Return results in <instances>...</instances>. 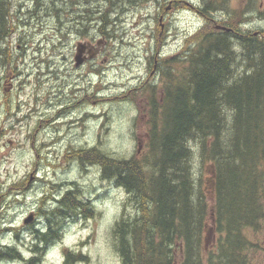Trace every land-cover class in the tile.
<instances>
[{
    "label": "rangeland",
    "instance_id": "rangeland-1",
    "mask_svg": "<svg viewBox=\"0 0 264 264\" xmlns=\"http://www.w3.org/2000/svg\"><path fill=\"white\" fill-rule=\"evenodd\" d=\"M79 1L9 0L11 34L3 45L10 56L4 63L0 56V247L26 257L35 245L46 247L44 264H67L69 252L76 255L69 264H120L114 226L124 215L136 216V201L75 150L96 146L116 158L142 157L145 85L160 81V63L188 37L215 25L192 8L202 0ZM248 5L243 29L264 30V0H229L228 8L239 13ZM103 25L106 33L99 31ZM104 34L100 55L75 65L78 40L91 35L96 42ZM194 167L209 188V164L196 154ZM69 190L92 211L62 214L57 239L45 244L36 228L48 227L51 210ZM247 233L254 264H264V218ZM11 262L21 264L0 256L1 264Z\"/></svg>",
    "mask_w": 264,
    "mask_h": 264
},
{
    "label": "trees",
    "instance_id": "trees-1",
    "mask_svg": "<svg viewBox=\"0 0 264 264\" xmlns=\"http://www.w3.org/2000/svg\"><path fill=\"white\" fill-rule=\"evenodd\" d=\"M228 3L202 0L198 13L228 29L193 33L178 54L162 60L160 81L145 85L142 157L116 158L96 146L75 150L136 201V216L124 215L114 226L120 264H254L247 230L264 218V30H244L252 6L235 13ZM8 4L0 0L1 63L10 56L3 45L11 34ZM196 154L210 166L209 188L196 175ZM73 192L58 200L46 229L36 228L45 244L57 239L62 214L92 211ZM17 252L0 247L1 257L13 260Z\"/></svg>",
    "mask_w": 264,
    "mask_h": 264
},
{
    "label": "flooded vegetation",
    "instance_id": "flooded-vegetation-1",
    "mask_svg": "<svg viewBox=\"0 0 264 264\" xmlns=\"http://www.w3.org/2000/svg\"><path fill=\"white\" fill-rule=\"evenodd\" d=\"M172 1H181V0H170V2H172ZM185 3H186V0H183ZM182 2V1H181ZM76 3H79V4H82V2L81 1H79V2H76V0H73V3H72V5L73 4H76ZM196 4V5H195ZM201 5V3L199 4V5H197V2L196 3H192L191 2V6H192V8L193 9H195L197 12H198V6H200ZM171 6L169 5L168 7H167V9L168 8H170ZM250 10V8L248 9V11ZM225 13H226V11L224 10V9H222L220 12H219V14H222V15H225ZM164 16V14H161V16ZM217 15V14H216ZM218 16V15H217ZM216 19H214V21H215ZM103 28L105 27L104 25L102 26ZM100 31V30H99ZM87 31H85V33H86ZM101 32V31H100ZM84 37H85V39L82 41V40H78V43H81V44H83L84 46H85V50H84V53L82 54V57H85V60L86 59H96L99 55H100V53H101V51H102V47H103V45H102V42L103 41H106L108 38H107V36H106V34H104V35H102L101 37V39H99V40H97L96 42H94V40L96 39V36H91V35H88V36H85L84 35ZM104 39V40H103ZM77 43V44H78ZM91 56V57H90ZM85 63V62H84ZM76 65V64H75ZM157 65H158V62L156 61L155 62V65H154V68H153V73H154V69L157 67ZM152 73V74H153ZM145 136V135H144ZM145 138H146V136H145ZM135 139L139 142L140 140H139V138H138V135H136L135 136ZM146 141H147V138H146ZM145 141V142H146ZM140 143V142H139ZM43 254H44V252H42V251H30V255H31V257H26L25 255H23V254H21L19 251L17 252V254H16V256L14 257V261H17V262H20L21 264H44L43 263V260L45 259V257H44V259L42 258V256H43ZM5 255V254H4ZM19 255H20V258H18L19 257ZM10 256V255H9ZM66 256H67V253H66ZM13 261V260H12ZM68 262H70V261H66V263L67 264H69ZM1 264V263H0ZM7 264H15V263H13V262H11V263H7ZM18 264V263H17Z\"/></svg>",
    "mask_w": 264,
    "mask_h": 264
},
{
    "label": "water",
    "instance_id": "water-1",
    "mask_svg": "<svg viewBox=\"0 0 264 264\" xmlns=\"http://www.w3.org/2000/svg\"><path fill=\"white\" fill-rule=\"evenodd\" d=\"M217 27L220 28V26H217ZM222 28L226 29V27H222ZM84 50H85V46L83 44L80 43L77 45V53L75 55L76 65H80L85 61V57H82ZM32 218L33 216H30L28 219H26V222L32 220Z\"/></svg>",
    "mask_w": 264,
    "mask_h": 264
},
{
    "label": "bare ground",
    "instance_id": "bare-ground-1",
    "mask_svg": "<svg viewBox=\"0 0 264 264\" xmlns=\"http://www.w3.org/2000/svg\"><path fill=\"white\" fill-rule=\"evenodd\" d=\"M147 204V203H146Z\"/></svg>",
    "mask_w": 264,
    "mask_h": 264
}]
</instances>
